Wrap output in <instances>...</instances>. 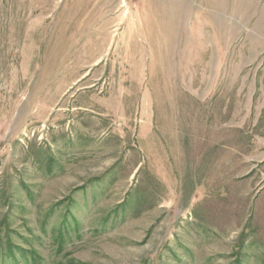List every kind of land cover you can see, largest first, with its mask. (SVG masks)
I'll use <instances>...</instances> for the list:
<instances>
[{
    "label": "rangeland",
    "instance_id": "374dc122",
    "mask_svg": "<svg viewBox=\"0 0 264 264\" xmlns=\"http://www.w3.org/2000/svg\"><path fill=\"white\" fill-rule=\"evenodd\" d=\"M0 264H264V0H0Z\"/></svg>",
    "mask_w": 264,
    "mask_h": 264
}]
</instances>
